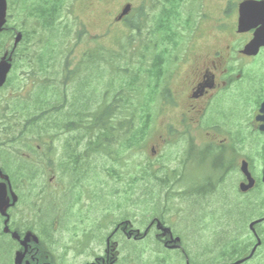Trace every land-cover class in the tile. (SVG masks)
Here are the masks:
<instances>
[{
    "label": "flooded vegetation",
    "instance_id": "1",
    "mask_svg": "<svg viewBox=\"0 0 264 264\" xmlns=\"http://www.w3.org/2000/svg\"><path fill=\"white\" fill-rule=\"evenodd\" d=\"M83 2L89 10L108 5L109 23L123 21L129 4ZM200 6L195 33L162 63L164 120L157 144L176 149L173 165L162 163L154 180L160 183L154 191L156 218L150 220L146 206L134 230L130 216L113 212V202L101 204L100 187H89L83 178L82 143L57 159L47 132V147H38L43 157L29 165L28 206L16 189L20 185L11 182L18 201L9 213L20 209L28 215L27 222L15 223L12 216L9 222L21 236L18 251L30 235L24 264H264V0H200ZM61 165L74 179L58 177ZM20 175L22 183L25 172ZM148 176L146 169L141 181L146 203ZM126 192L132 194L131 181ZM73 208L82 218L68 227L65 215ZM5 220L0 217L1 230ZM134 247L139 253H132ZM151 249L156 252L150 258Z\"/></svg>",
    "mask_w": 264,
    "mask_h": 264
},
{
    "label": "rangeland",
    "instance_id": "2",
    "mask_svg": "<svg viewBox=\"0 0 264 264\" xmlns=\"http://www.w3.org/2000/svg\"><path fill=\"white\" fill-rule=\"evenodd\" d=\"M83 1L84 0L67 1L66 6L64 8V24L60 25V28H64L62 34L65 37H69L70 42L75 41V35L77 31H85V34H83L85 35L84 39L82 40L81 44H79L76 49L73 50V52L67 50L65 51L63 48H60L52 56L57 57L58 55L61 57H66L69 55L72 57H81L83 56V52L86 48L94 49L100 43H104L110 49L119 48L118 50L120 51L118 53L114 52V57L109 56V53L107 52H102L101 54L102 56L107 57L108 59L111 58L113 66H110L108 64L109 61H98V63H101V69L97 70L96 73H93L91 75V73L81 69L79 70L78 74L73 75L75 79L74 81H72V84L62 85L61 89L59 90L60 95L57 104L63 105L65 103L64 96L68 99H71L75 94H77L76 82L81 81L82 79L85 80L87 75L88 77L91 75L89 78H92L95 75L96 79H101L105 82L103 83L102 81L98 86L91 87V89L94 88L90 90L91 92L93 90H96L94 96L97 99L94 103L98 101L109 102L113 100L116 94L120 91L121 86L127 83V95L131 99L133 89L131 85V79H138V76L136 72L133 71V68L136 65V62L140 60L141 54L144 53L143 46L144 44L146 46L148 41V27L146 28V30L143 29L141 37H138L137 31L130 29L127 22L125 21L120 22L121 24L109 23L108 17L105 14V10L108 5H104V3H102L101 5L96 6L93 10H89L85 7ZM124 1L125 0H113L112 4L119 5ZM127 1L133 4V10L129 15V21L138 20V17L141 13L139 11L140 7L142 5H146V9L150 12L151 18L147 25L149 26V24L153 22L152 20L153 18H155V14L157 13V10L151 9V7L153 6V2L151 4V2H147V0ZM199 1L200 0H186V2H191L189 6L192 8L189 11H193L195 8H197L196 6ZM9 3L11 5L8 12V26L10 28H14V30L12 31L14 32L13 35L11 33L7 34V37L10 41V45H13L16 32H22L23 35L27 34L28 38L31 41L30 46H33L34 43L39 44L41 40L39 35H42V33L39 31L40 27L38 23L31 19H25V15L23 14L24 12L22 11V9H20V7L18 6H14L16 4L15 0H9ZM159 5L160 3H158V8ZM68 9L70 10L68 11ZM112 11H115V9L112 8ZM74 20H80V25L78 23V25L75 24ZM194 28L195 27H193V29ZM191 29H187V31L183 33V36H181V38L191 36L193 33V29ZM130 38L133 39V42L136 40L135 44L132 46L133 49L128 48L126 53L121 52L122 47H128L127 43L129 42ZM141 41V51H143L142 53L138 49L140 47ZM33 48L38 50V52L35 53L33 51H30L28 59L18 60L17 68L14 67L9 75V79L11 80L8 84H6L0 89V114L3 116L7 103L11 104L12 106L17 105L18 115L21 119H23L21 121L22 125L24 124V119L36 112V108L34 107V97L37 86L39 85L38 82H45L46 78L48 77V75L40 71L37 57L39 54H41L40 50L42 49V46L34 45ZM135 48H137L138 50L135 51ZM151 56L153 55L151 54L150 57ZM65 57H63L62 60L56 61L51 59V61L56 64L55 69L53 70L59 72L60 74L58 77L59 79L63 78V76H65L68 70H76L73 68L76 67L74 65H70L69 68L66 67V62L70 60L64 59ZM150 57L148 59L147 67L151 66L152 61ZM72 62L76 63L77 61L73 60ZM118 64L120 65V67H118ZM127 65L129 71L127 73H124L122 69L125 68ZM32 67H35L34 73H28L32 70ZM43 74H45L46 77H44ZM49 77L51 79L55 78H52L51 73H49ZM48 80L50 81L49 78ZM106 94L108 96L107 98ZM155 97L159 98V93H156ZM135 98L139 99L140 96H137ZM160 110V101L154 100L153 106L149 109V113L151 115V122L148 129L149 132L147 135L146 147H140L139 149L135 150L132 149L126 154H122L121 159L123 160L120 162H116L115 155L101 153L97 154V161L90 160L86 166L85 174L83 175V178H85L89 183L87 184L89 187H92V185L97 188L100 187L101 204L109 203L110 201L113 202L116 205V212L113 210L112 211L114 213H117V216H120L124 219L130 216L132 221V228L134 229H140L141 218L143 216V209H145L146 206H148V216L150 220L156 218L159 212L157 208V204L159 202L154 197L157 195L154 191H159L157 185H160V183L154 180L157 179V177L159 176V169L161 168L162 163L170 162L169 165H173L174 163L173 154L175 152L176 147L173 144H157V142L160 141L159 131L162 128L161 125L162 121L164 120L160 113ZM63 111L67 113L68 110L67 108H64ZM58 114V120L60 121V118H63L61 115H64L65 113L59 112ZM83 120L84 119L82 118L81 125H77V127L70 132H68L66 129H63V125L60 124V129L53 128L47 131L28 130L24 131V134L21 138H16L10 133L6 134L7 131L3 130L4 127H8L9 124H12L11 122L5 120V117H3V119L0 121V167L3 168V166H5L8 171L12 170L14 168L12 161H15L16 164L19 162L29 163V165L32 167L34 157H40L43 155V152H39L37 148L39 147V144H45L46 137L49 134H46L47 132H52L50 133L52 138L51 146L55 149L54 157L57 159L61 157L62 151H64L66 148H73L79 146L80 144H76L80 141L78 138H82L80 142L82 143V146L86 148L87 139L85 137H89L91 133L90 131H87L85 129L89 121L85 122L87 124H83ZM53 124L54 121L52 123V126ZM45 126H47V122ZM78 127L79 129H77ZM86 132H89L90 134ZM44 147H47V145L45 144V146H41L42 149ZM153 148L156 152H153ZM169 157L170 159L168 160ZM5 159H10L11 161L2 162V160ZM146 168L149 174L147 179L150 180V182H146L148 186H151V195L153 196V198L151 199V195H149L147 203L140 200V189L142 184L141 178L143 171L146 170ZM63 170V165H61V168L59 167V169L56 170V173H58L59 178L74 179L72 173L69 174L71 171H69L68 175L66 176V172H64ZM10 173L13 174L12 171H10ZM109 173L111 175H109ZM15 179L16 183H13L14 186L20 185L19 188L16 189L22 191V204L28 206L25 200L30 195V183L29 181H23L22 183H19V177ZM96 180L100 184L92 183ZM130 181L131 183L137 182L135 186H132V194L126 192V190H128V184ZM112 191H114V193H112ZM110 195L114 197L110 198ZM106 212H108V209L104 211V213ZM23 213V210L15 209L10 214L14 218V222L17 223L19 218H24L26 221L28 220V215L26 216ZM124 213H129V215L125 216ZM95 216L100 217L101 213H98L96 210ZM81 218L82 213L78 208L69 209L68 213L65 215L68 227H77L80 223ZM87 218L90 220L89 222H91L92 214H87ZM165 220L167 226H169L170 219L166 218ZM2 233L3 230L0 229V264H14V257L19 248L17 245H13L11 240L7 236H3ZM133 252L139 253V248L134 247L132 249V253ZM155 252V250H150V258L152 255H154ZM135 260H133L134 263Z\"/></svg>",
    "mask_w": 264,
    "mask_h": 264
},
{
    "label": "trees",
    "instance_id": "3",
    "mask_svg": "<svg viewBox=\"0 0 264 264\" xmlns=\"http://www.w3.org/2000/svg\"><path fill=\"white\" fill-rule=\"evenodd\" d=\"M153 6L151 9L157 10L153 22L147 25L150 21V12L146 10L145 5H142L139 9L141 12L138 20L129 21L127 24L130 29L137 31L138 37H141L143 29H147L148 41L145 46H143L142 53V41L140 47L141 51L140 60L136 62L133 71L136 72L138 79H131L132 98L128 97V83L123 84L120 91L116 94L113 100L109 102H95L94 94L96 90L92 92L90 90L94 89L92 86H98L103 80L96 79L95 75L89 78L97 70L101 69V63L98 61H109V65L113 66L111 58L102 56V52L109 53V56L114 57V52H119L117 49H110L104 43L98 44L94 49L86 48L81 57L72 56H52L57 50L63 48L65 51L73 52L76 47L81 44L84 39L85 31H77L75 35V41L70 42L69 37H65L62 34L64 28H60V25L64 23V9H57L55 0H15V5L20 7L25 19L34 20L39 25V31L42 33L40 36L39 44L34 43L30 46V39L27 34H24L21 44L18 46L14 53V67L17 68V62L20 59H28L30 51L38 52L34 49V45H41V54H39L38 62L40 71L48 75L46 81L38 82V86L34 97V107L36 112L24 119V124H21V119L18 115L17 105L12 106L7 103L3 116L0 114V121L5 117V120L11 122L8 127H4L3 130L7 131L6 134L13 135L15 131L19 132L16 138H21L24 131H37V130H50V129H60V124L65 126L67 130H73L77 125L83 124L89 121L85 129L90 131V136H86L87 146L98 147V154H109L115 155L116 162H120L123 159L122 154H126L132 149H139L140 147L146 146V131L149 129L151 122V115L149 109L154 104V99L157 91L158 80L160 77V57L166 55L170 50L172 45H177L178 43L184 41L181 36L191 29V24H189L196 10L190 11L189 13L183 12L180 8L182 7L183 0H150ZM158 3H160L158 8ZM70 9H68L69 11ZM78 23L79 21L76 20ZM75 21V24L77 22ZM78 25V24H77ZM80 25V24H79ZM193 29V27H192ZM191 29V30H192ZM14 28L7 26L3 33H0V58L7 51L12 50V45H10L9 38L7 34L11 33ZM190 30V31H191ZM25 31V30H24ZM69 36V35H67ZM133 39H129L128 47L123 48L121 52L126 53L128 48L133 49ZM137 48L134 50L137 51ZM152 54L153 56L150 57ZM69 59L66 62V67L70 65L76 66L77 71L66 72L65 76H73L79 73L81 68L91 73V75L83 79V86L81 90L82 95L79 90V97L70 100L65 99V103L62 105L57 104L62 84H58L59 72L54 71L56 64L51 61ZM151 58L152 66L149 68L148 59ZM76 60V63L72 61ZM31 62V59H30ZM118 67L120 65L118 64ZM28 73H34L35 67ZM91 70V72H90ZM124 73L129 71L128 65L122 69ZM49 73L52 74L51 79ZM45 74H43L44 77ZM57 76V77H56ZM50 79V81L48 80ZM11 79H9L10 81ZM8 81V83H9ZM60 82V81H59ZM96 82V84H95ZM7 83V84H8ZM103 83H105L103 81ZM63 84H65L63 82ZM67 84V83H66ZM60 85V86H59ZM145 93V95H144ZM140 96L139 99L135 97ZM106 94V98H107ZM67 108V113L63 111ZM12 110V111H11ZM11 111V112H10ZM10 112V113H9ZM65 113L61 115L63 118L58 120V113ZM9 113V114H7ZM74 117H73V116ZM87 118V119H85ZM54 124L52 126V123ZM47 122V126H45ZM76 123V125H75ZM22 127V129H21ZM79 129V127L77 128ZM18 175L22 172L15 170ZM25 176H27V171ZM109 175H111L109 173ZM136 183L133 182V186Z\"/></svg>",
    "mask_w": 264,
    "mask_h": 264
},
{
    "label": "water",
    "instance_id": "4",
    "mask_svg": "<svg viewBox=\"0 0 264 264\" xmlns=\"http://www.w3.org/2000/svg\"><path fill=\"white\" fill-rule=\"evenodd\" d=\"M7 10H8V3L7 0H0V33L4 30V27L7 23ZM131 10V6L128 5L126 6V8L123 11L122 16L127 15ZM23 36L21 33H18L16 35V38L14 40V49L18 46V44L21 42ZM12 54L10 56H8L7 54L3 56V58L0 60V87H3L5 85V83L7 82V78L8 75L12 69ZM4 180H6L7 182H1L0 183V214L4 217L7 218L6 220V227L4 232L5 233H9V227H8V221H9V215H8V209L9 207L15 205V203L17 202V196L12 193V198H13V202L10 203V199L8 198V184L10 185V179L7 175H2ZM11 187V185H10ZM13 237L15 239H20V236L18 235V233L14 232ZM29 241V237L27 236L21 243L22 246L25 247V251L24 252H20L17 253L16 258H15V264H22L23 263V259L26 255V251H27V244ZM241 262L235 263V264H239Z\"/></svg>",
    "mask_w": 264,
    "mask_h": 264
}]
</instances>
